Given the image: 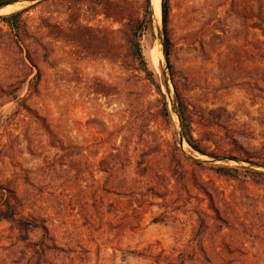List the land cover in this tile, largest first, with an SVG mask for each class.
Segmentation results:
<instances>
[{
    "label": "rangeland",
    "instance_id": "1",
    "mask_svg": "<svg viewBox=\"0 0 264 264\" xmlns=\"http://www.w3.org/2000/svg\"><path fill=\"white\" fill-rule=\"evenodd\" d=\"M20 1L0 7L37 3L18 35L0 19V264H264V0H169L176 91L151 5L169 119L128 51L145 0Z\"/></svg>",
    "mask_w": 264,
    "mask_h": 264
},
{
    "label": "trees",
    "instance_id": "2",
    "mask_svg": "<svg viewBox=\"0 0 264 264\" xmlns=\"http://www.w3.org/2000/svg\"><path fill=\"white\" fill-rule=\"evenodd\" d=\"M20 0H0V7L5 5L13 4ZM99 1H106L109 3H114L115 0H99ZM37 3L31 5L30 7H26L23 9H19L8 14L0 15V19L4 21L10 29H13L16 34H20L21 32L25 31V25L22 20V15L24 12L28 11L30 8L36 6ZM116 6V3L114 4ZM170 3L169 0H161V20L163 25V50L166 60L168 62L169 72H170V80L174 86L175 91L177 90V85L175 83V75L173 66L170 63V52L172 48V42L170 40L169 32H168V21H169V13H170ZM152 13L150 0H145L144 12L143 15L138 21L130 24L127 29V44H128V51L130 56L132 57L136 68L140 70L144 74V78L149 81L154 87L156 88L157 93L160 95V106L158 108V114L163 118L169 119L170 112L165 100V96L160 88V83L157 80L156 73L149 67L147 60L144 57L142 52L141 44H140V37L145 30L150 21V16ZM31 61V59H30ZM173 110L176 112L180 127H181V136L188 145L195 151L200 154L210 155L212 157H218V155H214L213 153H209L204 149V147L200 144L198 138H196L193 134L192 129V122L193 116L189 109V105L183 100L177 93L175 94V99L173 101ZM248 160V159H246ZM197 163H202V160H196ZM213 167L220 172L221 174L226 175H235L239 170L238 167L235 166H228V165H213ZM259 172V171H258ZM8 191L7 188L2 187L0 184V197L3 198V203L5 210L10 213H15L14 205L10 201V195L5 196V192ZM5 196V197H3Z\"/></svg>",
    "mask_w": 264,
    "mask_h": 264
},
{
    "label": "bare ground",
    "instance_id": "3",
    "mask_svg": "<svg viewBox=\"0 0 264 264\" xmlns=\"http://www.w3.org/2000/svg\"><path fill=\"white\" fill-rule=\"evenodd\" d=\"M21 3H22V1H17L13 4H10V5H12L16 8V7L20 6ZM160 3H161V0H151V5L154 8V12L152 15H153L155 23H159V21L161 20V5H160ZM0 11H1V8H0ZM157 53H156V55H154L155 57L153 59V61L156 65L158 63V54Z\"/></svg>",
    "mask_w": 264,
    "mask_h": 264
},
{
    "label": "water",
    "instance_id": "4",
    "mask_svg": "<svg viewBox=\"0 0 264 264\" xmlns=\"http://www.w3.org/2000/svg\"><path fill=\"white\" fill-rule=\"evenodd\" d=\"M33 1V0H32ZM3 7V6H2Z\"/></svg>",
    "mask_w": 264,
    "mask_h": 264
}]
</instances>
